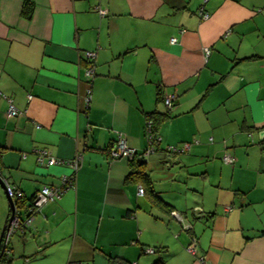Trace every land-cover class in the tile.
<instances>
[{"label":"crops","instance_id":"1","mask_svg":"<svg viewBox=\"0 0 264 264\" xmlns=\"http://www.w3.org/2000/svg\"><path fill=\"white\" fill-rule=\"evenodd\" d=\"M172 95L140 181L145 118ZM117 134L137 156L108 159ZM78 154L74 188L9 237L5 264H264V0H0V177L19 219ZM9 215L0 186V232Z\"/></svg>","mask_w":264,"mask_h":264},{"label":"built area","instance_id":"2","mask_svg":"<svg viewBox=\"0 0 264 264\" xmlns=\"http://www.w3.org/2000/svg\"><path fill=\"white\" fill-rule=\"evenodd\" d=\"M206 2V0H203V4ZM198 15L200 19L207 20L209 17L208 12L204 9V6H200L198 9ZM170 43H175V39L171 38ZM209 50L205 49L206 56L208 55ZM84 59L87 61V67L85 69L86 76L92 78L94 76V60H95V54L93 52H85L84 53ZM8 102V107L6 110V113L9 117H13L17 114V110L12 104V100L10 98L6 99ZM90 102V89H87L86 94L83 98V108L87 109ZM175 97L167 96L162 99V103L167 111V113H170L174 107ZM144 135L145 139L147 141V149L137 156V154H134V150L128 148L125 139L121 134H117L116 139L114 143L106 150L108 159H117L121 158L125 155H136L138 159H145L147 156L152 154L155 151V147L159 144L160 139L156 135L155 131L153 130V122L150 119H146L144 123ZM190 144L185 143L182 144L180 147H167L165 150L169 153L174 154H182L189 150ZM36 162L37 164L41 166H53L56 164L63 163L62 161L56 160L52 158L49 154H47L45 151L42 150H36L35 152ZM81 155L78 154L73 160L69 162V166L72 169L73 174L71 176H64L61 178V188L59 187H53L48 188L44 186L38 193L34 195V197L31 200V204L26 209V214L23 219H19L18 213L15 209V216L10 221L8 227L6 228L3 242H2V248L0 251V264H5V258L7 257L8 249H7V242L9 237L16 231L21 230L22 228H25L26 226L30 225L31 221L33 220V216L39 211L40 207L45 204L48 201H51L53 199L58 198L65 190L74 188V174L78 168V163L80 161ZM223 161L225 163H230L231 158L228 156L223 157ZM5 185V193L7 197L12 199L13 203L15 200H21L23 198V193L19 190H16L13 186L8 185L4 180ZM138 194H143V188H138ZM171 215L175 218H178L176 212H171ZM153 249H147V253L153 252ZM187 251L190 254H193L195 251V243L192 242L187 246ZM67 264H80L76 262H68ZM134 264V263H132Z\"/></svg>","mask_w":264,"mask_h":264},{"label":"trees","instance_id":"3","mask_svg":"<svg viewBox=\"0 0 264 264\" xmlns=\"http://www.w3.org/2000/svg\"><path fill=\"white\" fill-rule=\"evenodd\" d=\"M32 12V7L31 5L28 4H24L22 13L24 16L29 17L31 15ZM169 116V113L163 114V115H158V114H151L146 116V119H150L153 122V130L156 131L158 124L165 118ZM145 123V122H144ZM143 167H144V159H134L133 161H131V171L129 173L130 176L137 178L140 181H146V177L145 174L143 173ZM144 191V189H143ZM14 205H16L15 207H18L17 204L20 206V203H23L19 200H15L14 201ZM5 234V232H4ZM4 234H3V238H4ZM3 242V240H2ZM2 242L0 245V248L2 246ZM5 262V261H4Z\"/></svg>","mask_w":264,"mask_h":264},{"label":"water","instance_id":"4","mask_svg":"<svg viewBox=\"0 0 264 264\" xmlns=\"http://www.w3.org/2000/svg\"><path fill=\"white\" fill-rule=\"evenodd\" d=\"M0 186L3 188V190H5V185H4L3 179L1 177H0ZM6 199H7V204L9 206L10 215L6 218L4 226L0 232V245H1V242L3 240V234L6 231V228L8 227L10 221L12 220V218L15 216V213H16L15 212V206H14L12 199L7 197V195H6ZM1 248H2V246H1ZM1 248H0V251H1Z\"/></svg>","mask_w":264,"mask_h":264}]
</instances>
